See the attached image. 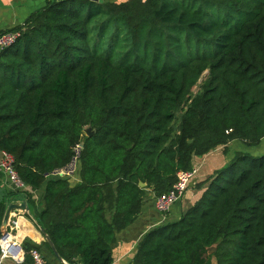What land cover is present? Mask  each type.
Instances as JSON below:
<instances>
[{
    "label": "trees",
    "instance_id": "1",
    "mask_svg": "<svg viewBox=\"0 0 264 264\" xmlns=\"http://www.w3.org/2000/svg\"><path fill=\"white\" fill-rule=\"evenodd\" d=\"M11 31L17 42L0 52V152L43 190L37 222L68 264H112L115 232L146 191L165 194L191 170L192 156L264 139V0H54ZM81 143L72 188L52 174ZM208 183L178 221L144 236L132 264H264V154L236 153Z\"/></svg>",
    "mask_w": 264,
    "mask_h": 264
},
{
    "label": "crops",
    "instance_id": "2",
    "mask_svg": "<svg viewBox=\"0 0 264 264\" xmlns=\"http://www.w3.org/2000/svg\"><path fill=\"white\" fill-rule=\"evenodd\" d=\"M48 1L52 2L54 0H0V33L23 25L32 13L45 6ZM126 1L127 0H102L101 4H120ZM95 3L99 4L98 2ZM236 143L239 145L244 144L238 140L230 142L227 146L230 152H228L226 156H224L222 152L219 154L216 151L208 153L200 158L195 157L192 160L191 167L197 170V174L184 196L172 206L171 210L165 216L162 217L155 211V197L151 192H147L132 224L123 230L116 231L114 234V241L111 245L112 264H132L137 246L148 232L163 223L178 221L190 207L199 201L208 187V180L214 172L222 169L233 159L234 156H232L231 147ZM263 145L264 139L255 147H248L245 145V147H247L245 149L249 151V149ZM263 152L264 149L258 151V153L255 152V154H262ZM241 153L253 154L244 150ZM1 155L2 152H0V158ZM72 162L73 161H71L67 167L55 171L52 176L66 179L69 186L73 188L81 183V180L77 161H74V163ZM111 185L113 192L109 193L104 190L102 203L104 214L108 222H111L114 215L116 200V184L112 183ZM42 195L43 190H32L28 186L21 191L14 190L7 179L3 175H0V202H3L6 206L7 204L20 205L28 210L27 212L25 210L13 211L8 218L5 229L9 228L13 220H17L18 230L16 231V235L22 240V243L28 247L37 246L50 264H60L55 260L50 249L45 246V241L40 233L41 227L37 222L36 214L43 209ZM0 264L15 263L11 260H0ZM64 264L68 263L64 261ZM72 264L82 263L79 258H76L72 260Z\"/></svg>",
    "mask_w": 264,
    "mask_h": 264
},
{
    "label": "built area",
    "instance_id": "3",
    "mask_svg": "<svg viewBox=\"0 0 264 264\" xmlns=\"http://www.w3.org/2000/svg\"><path fill=\"white\" fill-rule=\"evenodd\" d=\"M18 37L19 34L11 30L0 33V52L13 46ZM196 174V169L177 172L176 181L171 189L154 198L155 211L162 217L168 214L172 206L184 196ZM0 175L7 179L14 190L21 191L27 187L14 169V158L6 152H2L0 158ZM17 230L18 221L13 220L9 228L4 229L0 234V260H11L15 264H23L28 254L32 264H47L39 250L31 249L27 253L24 251L22 240L16 235Z\"/></svg>",
    "mask_w": 264,
    "mask_h": 264
},
{
    "label": "rangeland",
    "instance_id": "4",
    "mask_svg": "<svg viewBox=\"0 0 264 264\" xmlns=\"http://www.w3.org/2000/svg\"><path fill=\"white\" fill-rule=\"evenodd\" d=\"M206 75H207V74L204 73V74L202 75V77L200 78V80H199L197 86L193 88V90H192L193 95H195V94H197L198 92H200L202 82H203V80L205 79ZM178 117H179V116H178ZM86 129H87V128H86ZM234 141H236V140H234ZM231 142H232V141H231ZM229 143H230V142H229ZM229 143H228V144H229ZM228 144H227V145H223V146H218V147H216V148L210 150L208 153H212V152H216V151H217V153L220 154V153L222 152V153L224 154V156H226L227 153L230 152V151L228 150V148H227ZM243 148H244V149H243ZM245 148H247V147H245L244 144H243V145H239L238 143H236L235 145H232V147H231V150H232V156H234L236 153L242 152L243 150H244V151H247V152H250V153H253V154H250V155H252L253 157H259V156H261V155L264 154V152H263L262 154H255V152L258 153V151L263 150V149H264V145H263V146H259V147H257V148H253V149H249V148H248L249 151L246 150ZM80 149H81V148L79 147V145L76 146V148H75V155H76V156H75L72 160L77 161V158H78V156H79ZM218 150H219V151H218ZM208 153H207V154H208ZM193 155H195V154H193ZM205 155H206V154H205ZM203 156H204V155H203ZM218 156H220V155H218ZM195 157L200 158V157H202V156H192V160H193ZM147 192H150V191H146V194H147ZM214 250H215L214 247H213V248H210V249H209V254H212V253L214 252ZM211 263H212V264H216V260H215L214 258H212Z\"/></svg>",
    "mask_w": 264,
    "mask_h": 264
},
{
    "label": "water",
    "instance_id": "5",
    "mask_svg": "<svg viewBox=\"0 0 264 264\" xmlns=\"http://www.w3.org/2000/svg\"><path fill=\"white\" fill-rule=\"evenodd\" d=\"M90 1H91V2H98L99 4L102 3V0H90ZM206 74H207V73H206ZM85 135H86L87 137H90V136L92 135V134L90 133V128H87V129L85 130ZM189 142H191V141H189ZM79 147L82 148V147H83V143H81V144L79 145ZM72 161H73L72 163H74V160H72ZM139 187H140V188H144V187H145V184H143V183H139ZM26 208H27V207H26ZM15 210H25L26 212L28 211V210H26L25 207H23V206L16 205V204H7V206H6V210H5V212H4V216H3V219H2V221H1V225H0V234H1L2 231L5 229L10 214H11L13 211H15ZM40 233H41V236H42V238L44 239L45 243L48 245V247H49L51 253L53 254V256H54V258H55V260H56L57 262H59L60 264H64V260L59 256V254H58V252L56 251V248H55L54 244L52 243L50 237L46 234V232H45L42 228H40Z\"/></svg>",
    "mask_w": 264,
    "mask_h": 264
}]
</instances>
